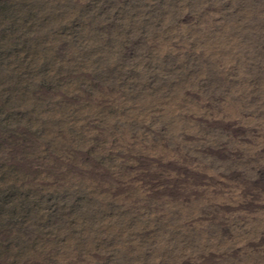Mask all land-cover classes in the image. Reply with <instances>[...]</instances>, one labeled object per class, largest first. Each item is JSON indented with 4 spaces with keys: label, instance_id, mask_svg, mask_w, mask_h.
I'll return each instance as SVG.
<instances>
[{
    "label": "rangeland",
    "instance_id": "obj_1",
    "mask_svg": "<svg viewBox=\"0 0 264 264\" xmlns=\"http://www.w3.org/2000/svg\"><path fill=\"white\" fill-rule=\"evenodd\" d=\"M263 7L0 0V264H243L263 227L220 224L224 158L264 127Z\"/></svg>",
    "mask_w": 264,
    "mask_h": 264
},
{
    "label": "bare ground",
    "instance_id": "obj_2",
    "mask_svg": "<svg viewBox=\"0 0 264 264\" xmlns=\"http://www.w3.org/2000/svg\"><path fill=\"white\" fill-rule=\"evenodd\" d=\"M246 24L250 29L248 33L249 38H252L254 35L252 32V26L256 24L259 26L253 30L256 33L254 35L256 36V42L254 43L255 45L252 44L254 45V47H252L253 49L250 48L251 51L249 50L250 52H248L250 60V63L249 61L248 63L250 64L253 73V75L250 74V77L253 76L255 78L252 77L254 79L253 81H255L256 89H254V95H250L247 98L255 102L256 111L246 110L243 114L245 118L253 117L256 119L258 117L257 114L259 115L260 111L264 112V19H248ZM233 33H236L235 29L233 30ZM252 41L254 42V40ZM249 45L251 46V44ZM247 74L249 75V73ZM250 77L248 76V78ZM248 80V82H250V79ZM249 86L250 85L247 87ZM243 97H245V95H243ZM230 129H232L234 133L233 136L238 137V140L240 139L246 149L249 150H234V152H230V154L224 158L235 164V166L232 164V168L235 167L233 172L230 169L232 173L230 175L226 173L228 176L226 175L227 180L225 179L228 182L230 179L232 185L230 187V192L233 197H235V204H228L221 207L223 216H221L220 224L224 229L227 228V223L222 219L225 215H228L229 217L230 215H233L240 221L249 223V225H247L248 227H252V225L262 226V235L259 236L261 238H258L260 240H258V242L256 241V243L246 244V248L242 250L239 248L240 251L234 252V255L235 257L240 254L243 255V264H264V127L263 129H258L257 127L256 129L255 127L245 128L244 126L243 128L236 125L235 128Z\"/></svg>",
    "mask_w": 264,
    "mask_h": 264
}]
</instances>
